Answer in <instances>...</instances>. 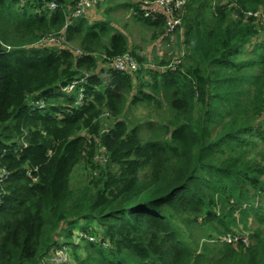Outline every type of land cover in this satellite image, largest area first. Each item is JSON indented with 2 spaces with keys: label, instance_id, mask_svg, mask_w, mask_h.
<instances>
[{
  "label": "trees",
  "instance_id": "obj_1",
  "mask_svg": "<svg viewBox=\"0 0 264 264\" xmlns=\"http://www.w3.org/2000/svg\"><path fill=\"white\" fill-rule=\"evenodd\" d=\"M78 2L0 0V264H56L58 251L70 264H264V27L246 17L264 0H191L187 55L165 72L159 58L115 70L145 60L109 19L73 18ZM122 6L164 36L163 16ZM163 101L168 121L127 116ZM80 165L92 179L72 188Z\"/></svg>",
  "mask_w": 264,
  "mask_h": 264
},
{
  "label": "rangeland",
  "instance_id": "obj_2",
  "mask_svg": "<svg viewBox=\"0 0 264 264\" xmlns=\"http://www.w3.org/2000/svg\"><path fill=\"white\" fill-rule=\"evenodd\" d=\"M129 1L130 0H111L108 4L102 6V8L98 9L97 7V9L96 8L91 9L90 14L85 16L89 19L90 22L104 21L106 19H109L111 22H113V27L119 29L129 38L131 49H134L145 60V63L141 64L140 69H151V68L157 69V64H156L157 58H159L160 60L164 59L166 61L170 60L169 62H171L173 60V57H175V54L173 52L180 53L182 56L187 55V51L185 50V48L184 49L182 48L183 41L180 40V39L185 40L186 38V29L184 22H182L181 26H178L177 28L178 39L177 40L175 39L173 44L170 43V41L166 36L154 40L153 32L149 28H145L146 26L135 21L132 15V10L129 11L122 6L125 3H129ZM190 2L191 0H189L186 3V6L183 11V15L185 14L186 7ZM262 39H264L263 35L260 38H258L255 42ZM54 40L55 39L52 37H46L42 40V42L44 45L48 47H58L57 41ZM248 49L250 50L251 47H249ZM178 62L180 64V61ZM181 66L182 64L180 65V67ZM142 77H145L147 81H151V77H149V75H146V73L142 75ZM72 91L67 93L71 94ZM80 99H83V96H81ZM129 108H130V114H128L127 116L131 121L134 122L140 120L142 123H146V124L149 121L160 123L163 121H168V119L170 118V111L165 101L162 102L161 107H158L157 105L149 106L146 104H140L138 106L132 107V104H130ZM150 129L151 128L146 125L145 131L141 132V137L143 136V133L145 138L154 137L155 131L154 129L151 130ZM143 143H145V141H143ZM84 168L80 165L74 171L73 178L71 181L72 188H77L79 186L86 185L88 181L92 179V177L89 176L87 170L85 171ZM258 202H260V199L255 198L254 203H258ZM83 224H84L83 221L77 224L76 226L77 233H79L78 231L80 230ZM241 227H243V225H241ZM251 227L252 229H255L257 227V224H255L252 221ZM185 233L187 238L194 237V240L197 241H199L200 239V237H197V235L195 236L192 235V233L188 230H186ZM191 241L189 240L188 243L190 244ZM54 262L56 264H70L71 256L68 255V253H66L65 251H58V253L54 257Z\"/></svg>",
  "mask_w": 264,
  "mask_h": 264
},
{
  "label": "built area",
  "instance_id": "obj_3",
  "mask_svg": "<svg viewBox=\"0 0 264 264\" xmlns=\"http://www.w3.org/2000/svg\"><path fill=\"white\" fill-rule=\"evenodd\" d=\"M111 0H79L78 5L76 9L73 11L72 16L73 18H79L82 16L87 15L91 9L98 7L99 5L105 6L108 4ZM189 0H133L134 3L140 4L141 6V12H136L134 10V14L142 13L145 18H158L160 16H163L166 20V30L163 37H167L171 44H173L174 40L178 39L177 37V28L178 26L182 25L183 22V11L186 6V3ZM52 9H56L57 6L53 4L51 6ZM247 18L254 17L258 24L260 26L264 27V12L258 11V12H248L246 14ZM65 35V34H64ZM54 41H57L58 44L65 42L66 39H62V37H55ZM183 41L182 48H185V42L183 39H180ZM175 57L171 62H169L168 65H166L163 68V72L165 71H176L180 68V65L183 62V59L185 56H182L180 53H175ZM180 61V64L179 62ZM140 64L137 62L132 55L126 54L121 57H117L114 59V62L112 63V67L115 70L118 71H124V72H139ZM154 69V68H151ZM141 70V69H140ZM77 84V83H76ZM75 83L68 87L63 88V92H70L74 90V87L76 85ZM104 153V151H103ZM104 156V155H103ZM101 156L98 158V160L103 164V162L106 161L104 157ZM8 179V172L5 168L0 170V183L6 182ZM227 241V240H226Z\"/></svg>",
  "mask_w": 264,
  "mask_h": 264
}]
</instances>
